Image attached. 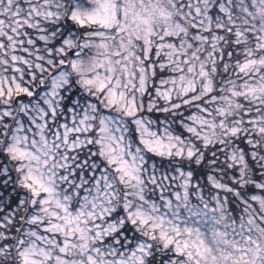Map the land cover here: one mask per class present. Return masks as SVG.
<instances>
[{"label":"snow or ice","instance_id":"6c2138e0","mask_svg":"<svg viewBox=\"0 0 264 264\" xmlns=\"http://www.w3.org/2000/svg\"><path fill=\"white\" fill-rule=\"evenodd\" d=\"M0 264H264V0H0Z\"/></svg>","mask_w":264,"mask_h":264}]
</instances>
